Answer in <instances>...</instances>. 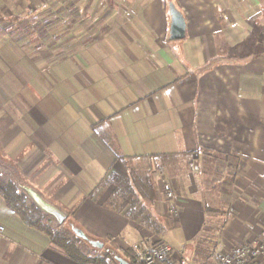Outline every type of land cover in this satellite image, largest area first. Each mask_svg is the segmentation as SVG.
Returning a JSON list of instances; mask_svg holds the SVG:
<instances>
[{"label":"crops","instance_id":"0c3cea01","mask_svg":"<svg viewBox=\"0 0 264 264\" xmlns=\"http://www.w3.org/2000/svg\"><path fill=\"white\" fill-rule=\"evenodd\" d=\"M168 2L184 18L183 40H169ZM18 5L0 0V22L19 19ZM94 17V32L113 36V50L126 59L109 87L126 99L108 119L112 138L95 139L97 165L83 175L82 137L52 125L46 103L29 102L20 116L36 154L14 167L115 257L128 262L122 254L133 244L160 241L171 247V264H216V255L264 231V0H109ZM19 36L0 28V75L13 64ZM23 132L7 142L0 136L4 158L13 161L9 146ZM41 151L51 162L37 173ZM168 156L183 160L166 170L149 166ZM127 165L147 166L151 173L139 181L146 187L149 179L154 191L153 200L138 198L143 209L135 205L131 216L110 206L114 187L102 183L111 172L127 179ZM0 227V264H79L24 226L1 195Z\"/></svg>","mask_w":264,"mask_h":264},{"label":"rangeland","instance_id":"374dc122","mask_svg":"<svg viewBox=\"0 0 264 264\" xmlns=\"http://www.w3.org/2000/svg\"><path fill=\"white\" fill-rule=\"evenodd\" d=\"M103 1L109 0H19L16 9L20 18L1 20V29L17 28L22 35L14 43L17 48L12 52L13 64L5 66L0 75V136L5 137L6 141L11 133L12 136L15 135L16 130L24 131L15 140V146H9L13 148V161L4 158L0 152V160L13 168L16 162L31 160L36 154L34 140L23 137L29 125L20 116L21 109H29L32 106L30 103L36 104L37 108H43L46 103L53 113L52 125L63 124L67 135L82 137L84 144L80 146L84 147V151L88 150L83 175L87 174V169L97 165L98 149L95 139L98 136L112 138L111 122L108 119L125 106L126 99L109 87L113 86L112 79L121 78L120 72L125 67L126 59L122 48L113 50V36L104 35L99 38L98 32H94L98 22L94 13ZM49 14L51 17L47 18ZM99 24L101 27L102 23ZM34 33L35 36H31ZM5 50L8 52V48ZM10 59L9 57V63ZM80 146L72 148L75 154L82 149ZM39 158L41 164L37 167V173L42 172L51 162V157L46 152L41 151ZM181 160L182 157L175 160L169 158L161 162H150L149 166L166 170L178 165ZM125 168L127 174L129 171L133 172L138 185L134 186L131 195H125L129 199L126 198L123 204L130 206L128 203L132 198L135 207L143 209L136 195L142 188L145 196L140 197L148 200L145 193L149 185L146 183V187L142 186L139 178L140 173L143 176L150 174V169L145 166L135 171L128 165ZM15 170L17 171L16 168ZM9 180L8 176L0 174V184L3 187ZM21 180L35 189L25 179ZM106 185L114 187L113 191L117 186L112 180L109 184H104ZM167 192L170 191L165 194ZM43 197L50 202L54 200ZM150 204L152 203L148 201V205ZM55 205L62 209L60 205ZM46 222L55 231L64 229L59 226L57 228L53 222ZM63 227L76 228L70 213ZM158 242L160 241H149L152 244ZM83 246L91 257L100 256L90 250L92 246L89 244ZM125 253L133 256L130 249L122 255L126 256ZM109 254L112 255L111 252ZM167 262L170 263V258Z\"/></svg>","mask_w":264,"mask_h":264},{"label":"trees","instance_id":"16d2710c","mask_svg":"<svg viewBox=\"0 0 264 264\" xmlns=\"http://www.w3.org/2000/svg\"><path fill=\"white\" fill-rule=\"evenodd\" d=\"M169 4H172V2L167 3V8ZM171 156L164 157V158H170ZM122 161L121 158H117ZM3 163L8 164L7 162L3 161ZM10 165V164H9ZM13 167V166H12ZM1 175H6V173H3L0 171ZM9 177V176H8ZM10 178V177H9ZM113 181L117 186L113 193V198L111 202H109L110 206L114 208L115 210L119 212H123L126 215L131 216V210L134 208V200L130 198L129 205L126 209L123 205V202L126 200L127 194H132L134 186L138 185V182L134 179L133 172H128V178L124 179L114 173H108L102 182L104 184H109L110 181ZM148 183V190L145 194H149V199L153 200L154 198V191L153 186H151L150 180L145 179V184ZM0 195L5 203L6 208L15 214L21 223L26 226L29 229H32L41 235L45 236L51 245H53L55 248L59 249L66 257L69 259L79 263V264H118V262L115 259V256H112L111 254L107 252H103L102 250L96 249L94 247H91L90 250H92L95 253L100 254V256L97 257H91L89 253H87V250L84 249L83 244H88L85 241L78 238L74 233L72 232V227H63L64 224L61 227L63 231H55L50 226L49 223L46 222H52L48 218L44 217L42 214H40L26 199V197L21 194L11 181V179L6 182L4 187L0 191ZM144 195V189H140L139 194L136 196L139 198ZM124 196V197H123ZM129 196V195H128ZM120 199V203H117V200ZM137 198V200H138ZM129 197L127 198V200ZM132 200V201H131ZM125 209V211H124ZM142 210L138 212V214H141ZM146 220V219H145ZM58 228V226H57ZM127 256V260L129 264H138L136 259L130 254L125 253ZM163 264H171V263H163Z\"/></svg>","mask_w":264,"mask_h":264},{"label":"water","instance_id":"95a60500","mask_svg":"<svg viewBox=\"0 0 264 264\" xmlns=\"http://www.w3.org/2000/svg\"><path fill=\"white\" fill-rule=\"evenodd\" d=\"M168 14L170 18L169 27V40L170 41H180L185 38V21L181 13L174 7L173 4L168 6ZM0 171L6 173L16 189L23 194L30 204L44 217L51 220L56 226H62L68 219V213L63 209L59 208L57 205L47 201L43 195L36 189L25 184L18 172L11 165L3 163L0 160ZM72 232L81 240L88 243L90 246L102 250L103 244L97 241L90 240L81 230L72 227ZM118 264H129L119 257H115Z\"/></svg>","mask_w":264,"mask_h":264},{"label":"built area","instance_id":"2783aa9c","mask_svg":"<svg viewBox=\"0 0 264 264\" xmlns=\"http://www.w3.org/2000/svg\"><path fill=\"white\" fill-rule=\"evenodd\" d=\"M165 196L175 201L171 192ZM3 228L0 227V235ZM138 264H163L170 258L171 247L165 242L149 243L142 241L130 248ZM216 264H264V231L243 244L227 249L215 257Z\"/></svg>","mask_w":264,"mask_h":264}]
</instances>
